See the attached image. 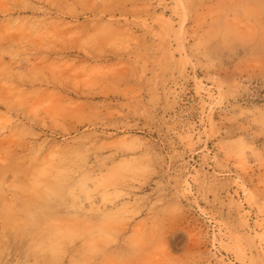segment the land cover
I'll return each instance as SVG.
<instances>
[{"label": "rangeland", "instance_id": "rangeland-1", "mask_svg": "<svg viewBox=\"0 0 264 264\" xmlns=\"http://www.w3.org/2000/svg\"><path fill=\"white\" fill-rule=\"evenodd\" d=\"M0 264H264V0H0Z\"/></svg>", "mask_w": 264, "mask_h": 264}]
</instances>
